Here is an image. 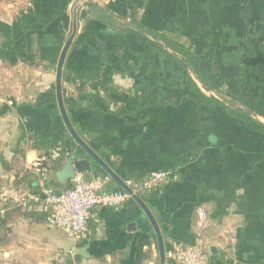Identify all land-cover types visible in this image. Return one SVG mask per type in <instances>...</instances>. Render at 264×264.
Wrapping results in <instances>:
<instances>
[{"label":"crops","instance_id":"crops-1","mask_svg":"<svg viewBox=\"0 0 264 264\" xmlns=\"http://www.w3.org/2000/svg\"><path fill=\"white\" fill-rule=\"evenodd\" d=\"M74 25L62 70L92 83L77 93L61 81L65 111L125 183L168 174L140 195L159 226L166 264H176L173 244L202 245L208 264H264V137L217 105L199 104L144 39L155 40L153 33L192 50L220 86V94L207 92L194 79L206 97L229 101L243 74L250 115L264 125V0H0V190L39 192L31 162L68 135L54 85ZM63 166L48 163L45 186L69 187L56 177ZM80 175L106 174L91 161ZM107 189L119 188L111 180ZM35 212L0 221V264H159L155 234L132 200L94 208L84 239L48 227Z\"/></svg>","mask_w":264,"mask_h":264},{"label":"built area","instance_id":"built-area-1","mask_svg":"<svg viewBox=\"0 0 264 264\" xmlns=\"http://www.w3.org/2000/svg\"><path fill=\"white\" fill-rule=\"evenodd\" d=\"M60 152L61 148L58 146L31 162L30 168L39 179V194L15 186H5L0 190V218L13 209L25 211L34 207L43 214L48 227L58 228L71 238L84 239L90 235L88 219L94 208L119 209L131 198L122 190H108L111 179L106 175L85 180L82 175L77 174L69 180L71 187L62 192L45 186L48 163L57 160ZM167 180L166 172L154 171L141 181L125 184L140 197L157 190ZM198 215L202 217L201 210ZM170 257L176 264H208L205 248L199 244H173Z\"/></svg>","mask_w":264,"mask_h":264},{"label":"trees","instance_id":"trees-1","mask_svg":"<svg viewBox=\"0 0 264 264\" xmlns=\"http://www.w3.org/2000/svg\"><path fill=\"white\" fill-rule=\"evenodd\" d=\"M130 24L135 26L137 25L135 16H130ZM128 28H120V31L126 30ZM129 30V29H128ZM151 38L155 40H149V38L145 37V43L151 44L154 47L158 48L159 51H161L166 60L174 65V68L177 72H179L182 76L184 86L188 92L193 93L195 96H197V102L201 105L203 103L205 104H215L218 107L222 108L229 116L236 119L238 122H240L247 131L250 133H254L257 136L264 137V125L259 123L258 121L254 120L250 114L254 113L252 106L247 101L245 94H244V86H243V74L239 76V87L236 96H233L230 98L229 101L225 100H217L214 97H206L201 89L207 91V92H214L217 94H220V86L211 79L208 72L204 69L203 65L201 64L200 59L198 58L195 53L190 50L188 47H186L184 44L160 37L159 40L156 36V34L150 33L147 34ZM193 76V78H192ZM194 79L199 83L201 89L198 87V85L195 83ZM61 81L63 83H72L75 85V90L77 93H82L85 91L86 87L89 86L92 82L91 81H84L81 79H78L76 75L72 72H69L67 70H62L61 75ZM65 105L69 107L70 109L74 111H83L76 103H69L65 102ZM236 105H239L238 108ZM36 139V138H35ZM38 141V139H37ZM61 148L60 157L55 160L56 165H59L62 160H64L66 157H68L73 151L77 150V145L72 140V138L67 135L63 138V140L60 142V145H58ZM54 149V148H53ZM51 149V150H53ZM49 150L46 152V154L50 153ZM78 155L79 152L75 151ZM68 155V156H67ZM69 180H67L64 183L66 184ZM31 184V182H30ZM70 184V183H69ZM67 186V189H69ZM30 192L34 194H39V192L34 189L33 185H30ZM56 192H62L61 190H56ZM63 190V191H65ZM119 189H116V191ZM17 213L19 215H22L24 217H31L35 214H38V212H35V208L26 209L25 211H21L20 209H13L9 212H7L2 218H0V221L8 217L10 214ZM40 218L44 221L45 218L43 214H41Z\"/></svg>","mask_w":264,"mask_h":264},{"label":"water","instance_id":"water-1","mask_svg":"<svg viewBox=\"0 0 264 264\" xmlns=\"http://www.w3.org/2000/svg\"><path fill=\"white\" fill-rule=\"evenodd\" d=\"M75 34V25L73 26V31L71 36L66 40L57 64H56V75H55V97L56 104L59 111L60 118L63 122V125L68 133V135L72 138L75 144L78 146L79 150L85 153L86 157H79L76 152L71 153L68 157L64 159V166L57 172L56 177L60 183H64L67 180L73 178L77 174H82L85 172H89L91 170V161H93L115 184L116 186L127 193L131 200L134 201L142 210L145 219L149 222L157 241L158 255H159V264H166V257L164 252L163 239L161 236V232L159 226L150 213L142 199L134 194L132 190L125 184V182L119 178L112 170L109 168L107 164H105L94 152L90 149V147L78 136V134L73 129L71 122L67 116L65 111V107L63 104L62 97V86H61V75H62V67L67 51L71 45L73 36ZM78 152V151H77Z\"/></svg>","mask_w":264,"mask_h":264}]
</instances>
